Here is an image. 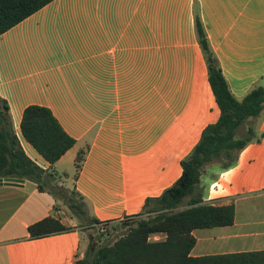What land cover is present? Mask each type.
I'll return each instance as SVG.
<instances>
[{
	"label": "crops",
	"instance_id": "1",
	"mask_svg": "<svg viewBox=\"0 0 264 264\" xmlns=\"http://www.w3.org/2000/svg\"><path fill=\"white\" fill-rule=\"evenodd\" d=\"M196 12L232 94L241 100L263 85L264 0H54L0 36V96L12 129L32 161L83 197L79 219L139 217L148 198L181 177L182 160L219 119ZM31 105L49 108L76 140L53 166L22 135ZM195 197L233 205L235 219L195 230L192 257L264 252V138L228 170L206 165ZM64 205L31 181L1 184L0 264L83 258L81 227L64 217ZM50 216L71 230L32 239L28 227Z\"/></svg>",
	"mask_w": 264,
	"mask_h": 264
},
{
	"label": "trees",
	"instance_id": "2",
	"mask_svg": "<svg viewBox=\"0 0 264 264\" xmlns=\"http://www.w3.org/2000/svg\"><path fill=\"white\" fill-rule=\"evenodd\" d=\"M54 0H0V36L18 25ZM196 34L208 68V79L220 109L217 122L202 132L199 143L182 160L181 177L160 196L148 198L138 221L126 218L125 233L113 244L99 245L91 241L83 258L75 264H264V252L219 256L192 257L196 244L193 232L197 229L230 226L234 223L233 205L203 204L195 197L206 165L217 163L222 169L232 168L240 153L252 143H260L249 119L264 111V84L253 88L243 99H237L230 90L219 61L210 46L198 12L195 15ZM245 131H241L243 127ZM25 140L51 166L55 165L76 140L61 126L52 111L43 106L26 108L21 122ZM82 149L75 160V179L78 178L86 156ZM53 170L45 171L24 152L11 126L8 103L0 96V179L28 180L41 192L60 198L70 208L84 215V203H76L70 194L58 185ZM81 201L83 197L79 195ZM185 204L186 199H188ZM138 218V217H137ZM109 222L93 220L100 225ZM71 228L60 219L46 217L28 227L32 239L65 233ZM161 235L164 239L151 240Z\"/></svg>",
	"mask_w": 264,
	"mask_h": 264
},
{
	"label": "rangeland",
	"instance_id": "3",
	"mask_svg": "<svg viewBox=\"0 0 264 264\" xmlns=\"http://www.w3.org/2000/svg\"><path fill=\"white\" fill-rule=\"evenodd\" d=\"M248 124L253 125L255 132L258 136H261L264 133V111L257 118H251L248 121ZM246 127L244 126L241 131H245ZM59 179V177H57ZM64 178V177H63ZM57 179V181H58ZM66 179V178H64ZM70 191V190H69ZM73 199L76 203L82 202L80 197L73 195ZM188 199H186L185 204H187ZM64 217H71L76 219L77 227H81L83 244L81 248V255L84 256L87 250V247L91 241L99 245L113 244L121 235L125 233L126 226L123 225L124 222H127L126 218L116 222H109L105 225L98 226L88 222L89 220L79 219V214L73 209H69L64 205ZM78 217V219L76 218ZM146 216L134 218L132 220L138 221ZM72 228V226H69ZM102 228H105V231H101Z\"/></svg>",
	"mask_w": 264,
	"mask_h": 264
},
{
	"label": "water",
	"instance_id": "4",
	"mask_svg": "<svg viewBox=\"0 0 264 264\" xmlns=\"http://www.w3.org/2000/svg\"><path fill=\"white\" fill-rule=\"evenodd\" d=\"M24 180L21 179H0V185L3 183H22Z\"/></svg>",
	"mask_w": 264,
	"mask_h": 264
},
{
	"label": "built area",
	"instance_id": "5",
	"mask_svg": "<svg viewBox=\"0 0 264 264\" xmlns=\"http://www.w3.org/2000/svg\"><path fill=\"white\" fill-rule=\"evenodd\" d=\"M105 224H106V223H103V224H100V225H98V226H102V225H105ZM101 231H102V232L105 231V228H102Z\"/></svg>",
	"mask_w": 264,
	"mask_h": 264
}]
</instances>
